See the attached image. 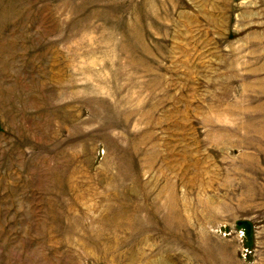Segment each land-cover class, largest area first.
<instances>
[{"label": "rangeland", "instance_id": "374dc122", "mask_svg": "<svg viewBox=\"0 0 264 264\" xmlns=\"http://www.w3.org/2000/svg\"><path fill=\"white\" fill-rule=\"evenodd\" d=\"M0 264H264V0H0Z\"/></svg>", "mask_w": 264, "mask_h": 264}]
</instances>
